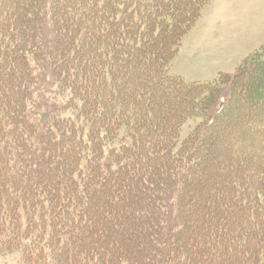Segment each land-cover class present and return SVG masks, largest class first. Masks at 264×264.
I'll return each mask as SVG.
<instances>
[{
    "label": "trees",
    "instance_id": "1",
    "mask_svg": "<svg viewBox=\"0 0 264 264\" xmlns=\"http://www.w3.org/2000/svg\"><path fill=\"white\" fill-rule=\"evenodd\" d=\"M209 1L0 0L1 254L264 264V53L222 82L169 74Z\"/></svg>",
    "mask_w": 264,
    "mask_h": 264
},
{
    "label": "rangeland",
    "instance_id": "2",
    "mask_svg": "<svg viewBox=\"0 0 264 264\" xmlns=\"http://www.w3.org/2000/svg\"><path fill=\"white\" fill-rule=\"evenodd\" d=\"M259 52L264 53V0H210L184 35L178 52L170 61L169 74L179 77L186 84L222 82L226 77L233 76L247 58ZM254 90L258 93L257 100L250 104L258 109L264 97V86L256 85ZM239 95L235 90L232 96ZM246 102L241 100L233 112L249 107ZM200 122L198 118L187 119L181 136H188ZM225 133L221 135L223 138L232 136V133ZM205 136L209 145L205 158L212 160L210 148L218 147L215 143L218 133L208 132ZM0 264L25 262L21 253L14 251L0 253Z\"/></svg>",
    "mask_w": 264,
    "mask_h": 264
}]
</instances>
